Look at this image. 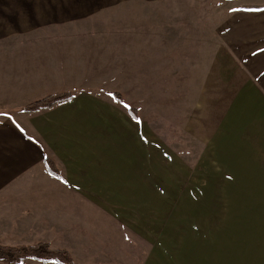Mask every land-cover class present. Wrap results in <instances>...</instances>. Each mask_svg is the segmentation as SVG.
I'll list each match as a JSON object with an SVG mask.
<instances>
[{"label": "crops", "instance_id": "0c3cea01", "mask_svg": "<svg viewBox=\"0 0 264 264\" xmlns=\"http://www.w3.org/2000/svg\"><path fill=\"white\" fill-rule=\"evenodd\" d=\"M44 43L0 62V113L11 117L0 115V232L32 224L36 243L65 249L75 264L101 253L116 264H178L171 256L192 234L171 233L184 220L171 213L191 169L227 144L229 120L241 128L246 96L264 95L260 82L227 48L210 63L181 66ZM59 93L73 97L22 112ZM214 94L225 95L212 103L219 108L210 107Z\"/></svg>", "mask_w": 264, "mask_h": 264}, {"label": "rangeland", "instance_id": "374dc122", "mask_svg": "<svg viewBox=\"0 0 264 264\" xmlns=\"http://www.w3.org/2000/svg\"><path fill=\"white\" fill-rule=\"evenodd\" d=\"M46 41L181 66L210 63L227 48L264 90V0H0V62ZM224 97L214 94L210 107L219 108L212 103ZM247 97L248 107L238 112L241 128L237 118L229 120L225 150L191 169L171 213L174 221L184 217L176 228L171 224V233L192 234L183 237L175 254L172 250L178 264H264V95ZM225 110H231L230 103ZM39 236L32 224L25 230L13 225L0 232V242L34 244ZM77 258L116 264L115 257L102 253Z\"/></svg>", "mask_w": 264, "mask_h": 264}, {"label": "trees", "instance_id": "16d2710c", "mask_svg": "<svg viewBox=\"0 0 264 264\" xmlns=\"http://www.w3.org/2000/svg\"><path fill=\"white\" fill-rule=\"evenodd\" d=\"M241 10H259L261 7H241ZM71 93L51 94L25 105L22 112L25 114H36L54 108L72 99ZM117 96V101H120ZM132 111V110H131ZM47 172L59 179L60 173L54 163L44 160ZM0 261L6 264H26L35 262L40 264H75L70 254L64 249L53 248L47 242H38L31 245H3L0 242Z\"/></svg>", "mask_w": 264, "mask_h": 264}, {"label": "snow or ice", "instance_id": "6c2138e0", "mask_svg": "<svg viewBox=\"0 0 264 264\" xmlns=\"http://www.w3.org/2000/svg\"><path fill=\"white\" fill-rule=\"evenodd\" d=\"M233 11H237V9H232ZM109 95L111 96L112 93H109ZM125 107H127V105H125ZM0 115H3L5 117H7L9 120H11V117H8V114L7 113H0ZM13 123H15L14 121H12ZM137 123H139V121H137ZM17 128H19V125H16ZM20 131H23V129L21 128ZM31 139V138H30Z\"/></svg>", "mask_w": 264, "mask_h": 264}]
</instances>
